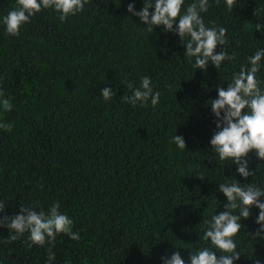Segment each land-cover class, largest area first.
<instances>
[{
  "label": "trees",
  "instance_id": "obj_1",
  "mask_svg": "<svg viewBox=\"0 0 264 264\" xmlns=\"http://www.w3.org/2000/svg\"><path fill=\"white\" fill-rule=\"evenodd\" d=\"M0 264H264V0H0Z\"/></svg>",
  "mask_w": 264,
  "mask_h": 264
}]
</instances>
